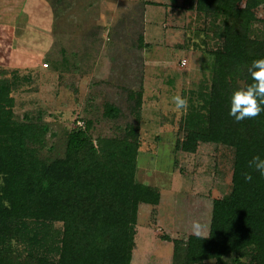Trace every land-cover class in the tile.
Instances as JSON below:
<instances>
[{"label": "rangeland", "instance_id": "374dc122", "mask_svg": "<svg viewBox=\"0 0 264 264\" xmlns=\"http://www.w3.org/2000/svg\"><path fill=\"white\" fill-rule=\"evenodd\" d=\"M120 1L63 0L49 12L48 24L41 10L16 23L4 12L0 81L13 88L14 118L43 130L36 148L45 163L64 156L69 131L85 121L94 142L138 126L136 180L156 188L160 199L138 208L131 262L174 264V241L193 235L196 219L209 231L213 200L231 190L232 149L212 142H199L193 152L176 147L185 137V114L171 103L179 92L189 100L187 113L198 108L200 93L209 89L213 52L223 42L214 35L220 21L189 8L188 0ZM255 13L264 18V4ZM24 22H30L27 30ZM12 23L20 33L16 41L4 33H15ZM253 27L262 35L261 22ZM106 102L120 108L118 118L103 114ZM62 229V222L51 223L52 232Z\"/></svg>", "mask_w": 264, "mask_h": 264}, {"label": "trees", "instance_id": "16d2710c", "mask_svg": "<svg viewBox=\"0 0 264 264\" xmlns=\"http://www.w3.org/2000/svg\"><path fill=\"white\" fill-rule=\"evenodd\" d=\"M260 4L264 0H188L189 8L219 19L214 35L223 42L213 52L209 89L199 95L203 104L181 118L185 137L176 147L193 152L199 142L226 145L233 168L230 192L213 200L208 237L174 241V264H264V176L248 168L253 156L264 158V111L240 122L229 115L233 91L250 82L251 62L264 58V18L255 13ZM257 21L260 36L254 35ZM12 90L0 81V264H133L138 208L160 199L156 188L136 180L138 126L94 142L85 121L69 131L64 156L45 163L36 148L44 132L14 118ZM119 113L106 102L104 115ZM243 171L251 172L250 182ZM55 221L62 222L61 233L52 232Z\"/></svg>", "mask_w": 264, "mask_h": 264}, {"label": "clouds", "instance_id": "9594fccd", "mask_svg": "<svg viewBox=\"0 0 264 264\" xmlns=\"http://www.w3.org/2000/svg\"><path fill=\"white\" fill-rule=\"evenodd\" d=\"M250 74V82L236 88L230 98V112L237 122L245 119H253L258 117L264 111V58H256L251 62L248 68ZM171 103L177 112L183 111L187 114L189 108V100L183 97L179 92L171 97ZM197 106H201L203 101H196ZM248 168L260 172L264 176V158L256 155L248 162ZM242 176L246 181L252 180L250 171H243ZM0 183H3L0 179ZM5 206L9 207L7 201ZM191 232L198 238L208 237V225L200 219L193 220L191 223Z\"/></svg>", "mask_w": 264, "mask_h": 264}, {"label": "crops", "instance_id": "0c3cea01", "mask_svg": "<svg viewBox=\"0 0 264 264\" xmlns=\"http://www.w3.org/2000/svg\"><path fill=\"white\" fill-rule=\"evenodd\" d=\"M40 1L41 0H25V4H24L23 0H4V1L0 0V18L1 19L4 18L5 17L4 12H8L7 19H9V20L12 19V22L14 20L16 23L18 19H19V21L24 20V21L28 22L32 17H35L34 12L36 9V10L42 11L43 20L45 18V20H44V24H45L48 22V19L53 17V16L51 17L49 15V12L51 13V11L54 9L55 4H56L55 8L57 6L59 7L60 5L63 4L62 3L63 0H56V1H59V3H56V1H55V4L53 3V8H52L51 4L49 3L51 0H48L49 2H47L46 0H42L41 3H40ZM119 3H121V5H123V4H125V1L121 0ZM119 3H117V6L119 5ZM31 11H34L33 14H30ZM12 12H14V13H12ZM2 22H4V21H2ZM26 22H24V28H26V30H27L29 28L30 22L28 23V25ZM11 26L14 27L12 29H14L15 33H11V32H4V33H5L6 37L8 39H10V41L11 40L16 41L18 38H20V35H19L20 33L18 31H16L17 24L15 26L14 23H12ZM26 30L21 34L25 35ZM0 31L3 32L1 27H0ZM8 35H10V37H8Z\"/></svg>", "mask_w": 264, "mask_h": 264}, {"label": "built area", "instance_id": "2783aa9c", "mask_svg": "<svg viewBox=\"0 0 264 264\" xmlns=\"http://www.w3.org/2000/svg\"><path fill=\"white\" fill-rule=\"evenodd\" d=\"M183 63H184V61H183ZM45 65H47V64H45Z\"/></svg>", "mask_w": 264, "mask_h": 264}]
</instances>
